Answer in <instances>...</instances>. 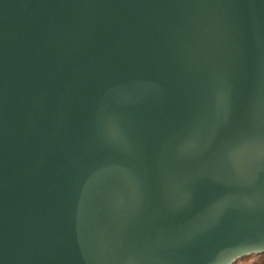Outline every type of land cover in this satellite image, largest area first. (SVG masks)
Instances as JSON below:
<instances>
[{"label": "water", "instance_id": "obj_1", "mask_svg": "<svg viewBox=\"0 0 264 264\" xmlns=\"http://www.w3.org/2000/svg\"><path fill=\"white\" fill-rule=\"evenodd\" d=\"M262 152L264 0H0V264L262 253Z\"/></svg>", "mask_w": 264, "mask_h": 264}, {"label": "trees", "instance_id": "obj_2", "mask_svg": "<svg viewBox=\"0 0 264 264\" xmlns=\"http://www.w3.org/2000/svg\"><path fill=\"white\" fill-rule=\"evenodd\" d=\"M231 264H264V252L244 255Z\"/></svg>", "mask_w": 264, "mask_h": 264}, {"label": "snow or ice", "instance_id": "obj_3", "mask_svg": "<svg viewBox=\"0 0 264 264\" xmlns=\"http://www.w3.org/2000/svg\"><path fill=\"white\" fill-rule=\"evenodd\" d=\"M241 151H242V149L239 146H237L230 153V158L231 159H236ZM262 155H264V152H262Z\"/></svg>", "mask_w": 264, "mask_h": 264}]
</instances>
